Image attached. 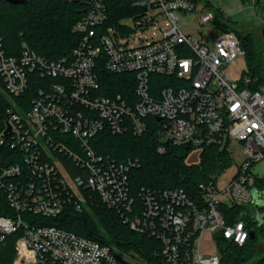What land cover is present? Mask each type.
Instances as JSON below:
<instances>
[{"label":"built area","instance_id":"obj_1","mask_svg":"<svg viewBox=\"0 0 264 264\" xmlns=\"http://www.w3.org/2000/svg\"><path fill=\"white\" fill-rule=\"evenodd\" d=\"M107 1L86 0L72 25L75 46L56 60L25 42L20 55H6L0 42L10 101L0 116V194L10 210L0 214V242L16 235L12 264H132L107 245L44 222L96 197L132 229L156 238L167 263L219 264V251H202L201 237L218 233L238 245L248 237L242 219L226 224L220 204H247L253 189L260 191L255 181L264 177L253 166L264 160V86L250 89L248 78L226 75L245 55L234 30L203 41L179 28L178 11H193L198 1L132 0L131 13L116 23L108 20ZM196 19L204 25L214 12L202 10ZM159 23L157 36H136ZM100 65L124 75L123 92H99ZM32 72L42 81L26 108L14 97L26 91ZM101 131H150L157 153L186 146L197 151L191 162L211 143L239 141L246 156L223 188L217 180L200 184V202L180 187H143L135 198L128 176L138 159L117 162L96 151L92 139Z\"/></svg>","mask_w":264,"mask_h":264},{"label":"trees","instance_id":"obj_2","mask_svg":"<svg viewBox=\"0 0 264 264\" xmlns=\"http://www.w3.org/2000/svg\"><path fill=\"white\" fill-rule=\"evenodd\" d=\"M131 3L132 0H108V20L116 23L131 13L133 10ZM253 5L260 10L261 18L264 20V0H256ZM86 10V0H25L23 3L0 0L1 46L6 55H20L22 42L47 59L56 60L68 55L78 39L72 32V25ZM213 10L214 21L218 27L223 30H234L244 48L246 69L240 78L249 79L244 85L250 89L264 86V44L257 46L247 35H241L231 24L222 20L217 10ZM98 70L101 94L123 92L124 75L109 72L102 65ZM41 81L42 77L37 73H30L28 88L14 99L23 98L28 108ZM3 87L0 75V116L10 104ZM227 144L205 145L197 162H187L186 157L190 148L173 146L167 152L159 154L154 149L153 134L150 131L141 135L101 131L92 139L96 151L109 155L117 162L138 159V165L130 169L128 176L130 194L135 198L143 187L149 189L180 187L195 202H200L201 199L199 185L215 182L218 176L232 165L233 157ZM255 186L258 190H263L264 179L257 178ZM253 208L264 209L252 202L247 204L221 202L220 210L226 224L242 219L248 233L253 230L254 237L248 236L242 245H238L218 233L214 234L215 245L220 253L219 264H264V254L260 255L258 252V235H264V221L258 224L253 217ZM8 211L10 210L4 197L0 194V214H6ZM44 222L107 245L120 259L126 260L123 256L132 253L145 264H169L158 252L160 242L156 238L132 229L117 210L102 205L96 197L87 208L76 210L72 205H66L60 214L46 218ZM15 239L16 235L10 234L0 242V264H12ZM136 262L132 264H137Z\"/></svg>","mask_w":264,"mask_h":264},{"label":"rangeland","instance_id":"obj_3","mask_svg":"<svg viewBox=\"0 0 264 264\" xmlns=\"http://www.w3.org/2000/svg\"><path fill=\"white\" fill-rule=\"evenodd\" d=\"M205 9L217 10L222 20L227 21L231 24L241 35H247L253 40L257 46H263L264 35H263V24L264 20L261 18L260 10L254 7L251 0H198L197 7L195 10L190 12L178 11L177 25L186 34L196 37L203 41H209V37H215L219 31L217 23L213 20L211 22L200 25L196 19L199 12ZM154 29L145 31L143 33H136V36H157L158 26ZM245 56V55H244ZM237 57L233 64L226 67L225 72L229 79L240 78L242 73L246 69L245 57ZM233 163L221 173L217 178V185L219 188L225 186V182L231 176L236 166L242 162L245 158V154L242 151V143L239 141H230L228 144ZM187 161L197 160V151L191 150L186 157ZM253 170L256 173L261 174L264 177V160L257 162L253 166ZM253 199H256L258 203L264 204V189L260 191L252 192ZM222 198H225L222 196ZM253 215L256 214V208H253ZM200 247L202 251L215 252V243L211 233L204 231L201 237ZM258 252L260 255L264 254V235H258ZM132 254V253H131ZM125 254L124 259L131 263H134L139 259L136 255ZM137 263V262H136ZM137 264H145L142 260H138Z\"/></svg>","mask_w":264,"mask_h":264},{"label":"water","instance_id":"obj_4","mask_svg":"<svg viewBox=\"0 0 264 264\" xmlns=\"http://www.w3.org/2000/svg\"><path fill=\"white\" fill-rule=\"evenodd\" d=\"M6 1L12 2V3H23V2H25V0H6ZM69 1H73V0H69ZM252 203L258 207H264V204L258 203L256 199H253ZM253 217L255 218V220H257L258 224H261L264 221V211L260 212L258 209H256V214L253 215ZM248 236H249V238L254 237L253 230L249 231Z\"/></svg>","mask_w":264,"mask_h":264},{"label":"flooded vegetation","instance_id":"obj_5","mask_svg":"<svg viewBox=\"0 0 264 264\" xmlns=\"http://www.w3.org/2000/svg\"><path fill=\"white\" fill-rule=\"evenodd\" d=\"M264 208V207H263ZM259 210V209H258ZM260 212H262V211H264V209L263 210H259Z\"/></svg>","mask_w":264,"mask_h":264}]
</instances>
